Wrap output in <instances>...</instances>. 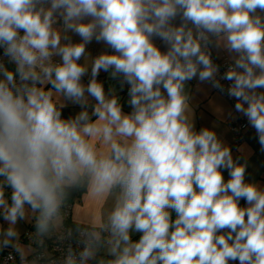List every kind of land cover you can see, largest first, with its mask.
Returning a JSON list of instances; mask_svg holds the SVG:
<instances>
[{"label":"clouds","instance_id":"clouds-1","mask_svg":"<svg viewBox=\"0 0 264 264\" xmlns=\"http://www.w3.org/2000/svg\"><path fill=\"white\" fill-rule=\"evenodd\" d=\"M212 37L235 54L223 79L264 148V0H0V49L15 65L0 62L4 219L14 225L27 205L45 229L64 188L87 177L96 196L121 190L106 225L111 264H264V188L245 182L246 164L187 115L186 81L224 90ZM93 39L112 53L79 63ZM109 69L130 85L128 113L97 80ZM61 98L81 111L63 119ZM4 235L8 246L17 233ZM94 254L88 245L79 258Z\"/></svg>","mask_w":264,"mask_h":264},{"label":"crops","instance_id":"crops-1","mask_svg":"<svg viewBox=\"0 0 264 264\" xmlns=\"http://www.w3.org/2000/svg\"><path fill=\"white\" fill-rule=\"evenodd\" d=\"M178 22L179 20L174 21V23ZM67 35L71 42H80V37L75 33L69 32ZM211 40L212 42L208 44V51L211 54L212 62L219 66L220 62L227 59L232 63L235 54L229 53L222 46L217 47L215 37H212ZM154 42L162 51L166 50V45H164L162 41L156 39ZM105 52L111 54L112 50L103 42H97L93 39V41L86 46L85 56L82 57L79 63L90 65L92 59ZM7 68L14 70L15 65L10 63L7 65ZM109 71H112V69H109ZM218 73L216 74V78ZM90 78L91 68L89 66L88 74L82 77V81L87 84ZM118 79V77L113 79L112 76L107 78V72H104L103 70H101L97 77V80L103 83L106 95L109 96L111 92V83ZM186 82V96L188 98L187 115L194 130L199 132L200 130L207 128L214 131L221 143L230 148L234 161H237L238 158V163L246 164L245 182L255 183L260 188H264V148L260 145L256 130L250 125L247 117L235 109L237 101H229L214 92L211 81H200L199 78L196 77ZM108 83L109 87L107 85ZM61 102L66 104V107L62 109L63 119L74 118L81 111L78 104H74L63 98H61ZM94 103V99L89 97L87 110L90 115ZM122 110L126 113L130 112L126 109ZM243 118L247 120L248 127L244 132V140L235 145V136L232 134L230 127L234 122ZM97 148L101 151L104 150L100 143H97ZM221 171L225 182H227L230 178L228 170L222 169ZM0 185L3 186L5 197H9V189L4 183L3 177H0ZM120 192V188L115 187L110 193L103 196H96L91 191L88 183L86 192L78 201H75L72 206L71 223L76 226L85 227L84 229H90L92 237L94 235L98 237L97 241H92L90 244L94 248L95 254L91 259L85 261L86 264H111V261L114 260V257L110 254L111 237L109 235L108 238L104 240L103 231L108 223V216L120 196ZM241 206H246L245 200H243ZM29 209L31 208L29 207ZM27 211L28 206L25 205L24 217L18 219L14 225H10L9 222L4 219V210L0 208V250L12 248L22 257H30L33 254L34 247L31 244L22 241L21 237L27 231V225L35 223L34 217L38 211H33V213H27ZM57 217L59 218L57 223H55L54 217V220H51L50 218L53 229L58 228L62 224V217L59 212ZM9 227H12L17 235L10 239L8 246H4V240L8 239L4 233ZM138 235L139 233H132V239L136 240L135 237ZM30 264L35 263L31 262ZM230 264H239V262H230Z\"/></svg>","mask_w":264,"mask_h":264},{"label":"built area","instance_id":"built-area-1","mask_svg":"<svg viewBox=\"0 0 264 264\" xmlns=\"http://www.w3.org/2000/svg\"><path fill=\"white\" fill-rule=\"evenodd\" d=\"M0 62H3L6 67L11 63L7 57L3 56V49H0ZM231 66L232 63L227 59L219 63V73L216 79L219 80L224 90L221 91V89L213 87V84L212 89L225 99L234 101L236 99L229 96L227 91L231 82L223 79L225 72ZM247 127L248 122L244 118L231 125L230 129L235 136V145L244 140V132ZM72 206V204H67L63 207L62 224L53 229L49 235L35 238L32 232L25 233V239L34 247V252L30 257L19 256L16 250L8 248L0 250V264H30L31 262L35 264H66L69 254H72L76 259V264H86L85 261L80 260L79 254L92 243V235L87 229H75L71 225ZM172 218L174 220L176 217ZM103 232V239L106 240L110 234L106 227Z\"/></svg>","mask_w":264,"mask_h":264},{"label":"trees","instance_id":"trees-1","mask_svg":"<svg viewBox=\"0 0 264 264\" xmlns=\"http://www.w3.org/2000/svg\"><path fill=\"white\" fill-rule=\"evenodd\" d=\"M88 183H89L88 178L85 177L82 180H80L79 182L74 183L73 185L66 186L64 188V190H63V196H62V199H61V204H60V207L58 208L57 212H59L61 214L62 213V209H63V207L65 205H67V204H72L73 205L75 201H78L83 196V194L86 192ZM242 202H243V199L240 200V202H239L240 205L242 204ZM171 214H172V217H176V213L174 211H172ZM40 218H41V214L38 211V213L34 217V222L35 223H32V224H28L27 225V231L32 232L33 233V236H35V238H40L42 236H47L53 230L52 223H51V220L50 219L47 221L46 228L43 229V230L40 229L38 227V225L40 223ZM71 225L75 229L85 228V227H82V226H76L73 223H71ZM86 229L89 232H91L90 229H88V228H86ZM34 232H36V233H34ZM25 233L22 235L21 240L24 241V242H27V240L25 239ZM139 235L136 236L135 239H138L139 238Z\"/></svg>","mask_w":264,"mask_h":264},{"label":"water","instance_id":"water-1","mask_svg":"<svg viewBox=\"0 0 264 264\" xmlns=\"http://www.w3.org/2000/svg\"><path fill=\"white\" fill-rule=\"evenodd\" d=\"M111 72L112 71H108L107 72V78L111 77ZM118 80L116 81H113L111 83V92H110V95L112 94H115L119 97V102L121 103L122 105V109H126V110H129L131 111V107L128 105L127 101L130 99V96H129V88H130V85L128 84H122L121 83V80L122 78L118 76ZM108 87H109V83L107 84ZM186 87H187V82H185V87H184V93L185 95H187V91H186Z\"/></svg>","mask_w":264,"mask_h":264},{"label":"rangeland","instance_id":"rangeland-1","mask_svg":"<svg viewBox=\"0 0 264 264\" xmlns=\"http://www.w3.org/2000/svg\"><path fill=\"white\" fill-rule=\"evenodd\" d=\"M33 213V210H31V209H29V206H28V211H27V213ZM57 214H58V212L54 215V216H52L51 217V220H54L55 219V223H57L58 222V217H57ZM53 217H54V219H53Z\"/></svg>","mask_w":264,"mask_h":264}]
</instances>
